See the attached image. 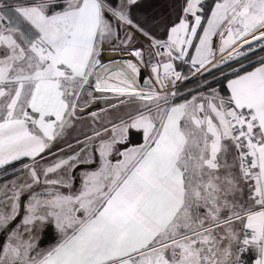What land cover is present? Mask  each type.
Instances as JSON below:
<instances>
[{"label": "snow or ice", "instance_id": "1", "mask_svg": "<svg viewBox=\"0 0 264 264\" xmlns=\"http://www.w3.org/2000/svg\"><path fill=\"white\" fill-rule=\"evenodd\" d=\"M0 264H264V0H0Z\"/></svg>", "mask_w": 264, "mask_h": 264}, {"label": "rangeland", "instance_id": "2", "mask_svg": "<svg viewBox=\"0 0 264 264\" xmlns=\"http://www.w3.org/2000/svg\"><path fill=\"white\" fill-rule=\"evenodd\" d=\"M98 106L100 107V106H104L103 105V102H100L99 104H98ZM90 110H93V109H90Z\"/></svg>", "mask_w": 264, "mask_h": 264}, {"label": "crops", "instance_id": "3", "mask_svg": "<svg viewBox=\"0 0 264 264\" xmlns=\"http://www.w3.org/2000/svg\"><path fill=\"white\" fill-rule=\"evenodd\" d=\"M100 107H103V106H100ZM94 110V109H93Z\"/></svg>", "mask_w": 264, "mask_h": 264}]
</instances>
